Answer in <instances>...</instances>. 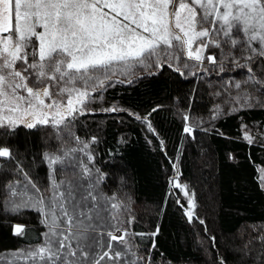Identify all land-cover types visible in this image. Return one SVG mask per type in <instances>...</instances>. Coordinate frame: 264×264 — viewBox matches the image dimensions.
<instances>
[{
    "label": "snow or ice",
    "instance_id": "1",
    "mask_svg": "<svg viewBox=\"0 0 264 264\" xmlns=\"http://www.w3.org/2000/svg\"><path fill=\"white\" fill-rule=\"evenodd\" d=\"M196 40L194 55L191 44ZM186 46L188 58L198 64L182 63L184 69L198 68L205 59L218 72L225 70L226 61L247 68L249 75L234 84L241 91L226 101L232 107L225 114L241 106L264 108V74H256V69L264 73V0H0V138L18 135L20 128L70 130L78 115L95 113L90 105L115 86L112 78L117 75L125 77L119 83H132L131 78L140 75L137 69L149 76L165 68L184 75L176 64ZM210 47L220 48L219 60L215 53L202 56ZM242 84L253 90L246 91ZM100 111L124 109L112 105ZM242 129L243 139L252 143L243 122ZM183 131L191 134L192 128ZM69 134L79 149L42 154L51 167L47 188L42 190L22 168L18 188L0 170V212L35 211L45 229L41 241L11 251L8 258L31 264H149L147 256L138 255L125 240L127 229L118 226L111 211L120 207L115 198L102 196L90 180L87 185L80 182L91 173L87 163L78 160L73 165L80 169L76 181H56L61 169L53 166L63 165L71 153L83 151L88 162L92 160L87 142ZM0 158L9 163L16 159L6 139H0ZM259 180L264 184V169ZM187 215L191 222V212ZM11 227L13 236L26 235L24 225ZM5 259L0 254V264Z\"/></svg>",
    "mask_w": 264,
    "mask_h": 264
},
{
    "label": "trees",
    "instance_id": "2",
    "mask_svg": "<svg viewBox=\"0 0 264 264\" xmlns=\"http://www.w3.org/2000/svg\"><path fill=\"white\" fill-rule=\"evenodd\" d=\"M219 50L210 47L206 53H215L219 60ZM230 66L226 61L225 68ZM237 72L181 75L165 68L155 76L143 72L132 83L116 80L90 105L95 113L78 115L70 130L20 128L18 135L0 138L12 145L16 157L11 163L0 158V170L19 188L22 168L43 190L50 185L51 167L42 154L79 149L69 134L74 133L87 142L92 160L83 151L71 153L63 165L53 166L61 169L56 181H76L80 169L73 165L87 163L91 173L80 182L87 185L90 180L102 196L115 198L120 207L111 211L118 226L127 229L125 240L149 264H264V186L258 173L264 167V108L241 106L225 114L232 107L226 101L236 93L225 77L236 83L249 75L245 70L237 81ZM256 74L264 73L256 69ZM112 105L124 111H100ZM242 122L251 129L252 143L243 139ZM185 126L192 128L191 134L183 131ZM184 189L193 196L191 222ZM14 224L25 226L23 239L12 235ZM44 231L35 211L0 212L4 264H31L12 261L8 253L41 241ZM152 232L158 234L152 237Z\"/></svg>",
    "mask_w": 264,
    "mask_h": 264
},
{
    "label": "rangeland",
    "instance_id": "3",
    "mask_svg": "<svg viewBox=\"0 0 264 264\" xmlns=\"http://www.w3.org/2000/svg\"><path fill=\"white\" fill-rule=\"evenodd\" d=\"M199 44V40H196L194 43H192L191 44V49L193 50V53H194V55H195V50H196V48H197V45ZM229 49L228 48H226V49H224V51L225 52H227ZM206 51H207V49H205L203 52H202V56L203 57H207L209 54H207L206 53ZM187 52H188V47L186 46L185 47V50H184V52L182 53V54H180V61L179 62H177V64H176V66L177 67H181V71L184 73V74H186V75H191L192 73H196V72H198V73H201V74H203V75H207V74H211V75H213L214 73L215 74H219V73H221V72H218L217 71V69H216V66L215 65H213V64H210V63H208V61L205 59L204 60V62L202 63V64H199V67L198 68H193L191 71L189 70V69H184V68H182V63H188L189 65H197L198 64V61H196L194 58H192V59H189L188 58V55H187ZM219 52L221 53V51L219 50ZM204 67H207L208 69H209V71H207V72H205V71H203V69H204ZM230 69V71H235V70H238V77L236 78V80L237 81H239L240 80V75H242L243 74V72L245 71V70H247V68H239V67H233V66H230L229 68H225V70L226 71H228ZM137 71L141 74V73H143V70H141V69H137ZM133 78H135V77H133ZM226 79H227V85L228 84H230V85H232V87H231V91L233 90L234 92H238L239 93V91L234 87V84H235V82H232V79H233V77H230L231 79L229 80V77H225ZM125 79V77H123V76H119V75H117V76H115V77H113L112 78V82H114V81H116V80H124ZM242 86H243V84H242ZM225 87V86H224ZM236 93H234V95H231V96H235L236 95ZM93 95H98V94H93ZM216 96L218 95L217 93L215 94ZM221 104V103H220ZM229 105V104H228ZM231 106H229V108H230ZM217 108H219V105L217 106ZM221 108L223 109V106L221 107L220 106V110H221ZM52 128H54V127H52ZM249 129V128H248ZM250 131H251V129H249ZM249 134H250V132H249ZM261 135V137L262 138H264V134L263 133H260ZM252 136V135H251ZM253 137V136H252ZM253 140V139H252ZM261 169H264V167H259V169H258V173H259V177H260V171H261ZM177 185V184H176ZM180 186L183 188V184H180ZM263 186H264V184H263ZM180 188V187H179ZM185 190V192H187V195H185V192L183 193L184 194V196H186L187 198H188V207H189V200H191L192 201V203H193V196H192V193L190 192V191H188V190H186V189H184ZM192 209H193V207L192 208H189L188 209V211L189 212H191L192 211ZM117 235H119V233H117Z\"/></svg>",
    "mask_w": 264,
    "mask_h": 264
},
{
    "label": "flooded vegetation",
    "instance_id": "4",
    "mask_svg": "<svg viewBox=\"0 0 264 264\" xmlns=\"http://www.w3.org/2000/svg\"><path fill=\"white\" fill-rule=\"evenodd\" d=\"M45 102L47 103V99H45Z\"/></svg>",
    "mask_w": 264,
    "mask_h": 264
}]
</instances>
